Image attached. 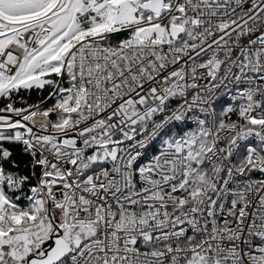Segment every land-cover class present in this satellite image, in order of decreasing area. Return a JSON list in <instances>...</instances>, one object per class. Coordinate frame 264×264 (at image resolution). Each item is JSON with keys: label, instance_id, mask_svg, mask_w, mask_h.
<instances>
[{"label": "snow or ice", "instance_id": "obj_1", "mask_svg": "<svg viewBox=\"0 0 264 264\" xmlns=\"http://www.w3.org/2000/svg\"><path fill=\"white\" fill-rule=\"evenodd\" d=\"M0 264H264V0H0Z\"/></svg>", "mask_w": 264, "mask_h": 264}]
</instances>
